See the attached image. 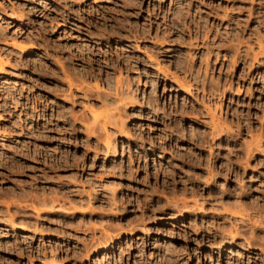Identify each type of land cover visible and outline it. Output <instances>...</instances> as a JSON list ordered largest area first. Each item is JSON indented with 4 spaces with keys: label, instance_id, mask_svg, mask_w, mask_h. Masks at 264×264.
Returning <instances> with one entry per match:
<instances>
[{
    "label": "rangeland",
    "instance_id": "obj_1",
    "mask_svg": "<svg viewBox=\"0 0 264 264\" xmlns=\"http://www.w3.org/2000/svg\"><path fill=\"white\" fill-rule=\"evenodd\" d=\"M0 264H264V0H0Z\"/></svg>",
    "mask_w": 264,
    "mask_h": 264
},
{
    "label": "bare ground",
    "instance_id": "obj_2",
    "mask_svg": "<svg viewBox=\"0 0 264 264\" xmlns=\"http://www.w3.org/2000/svg\"><path fill=\"white\" fill-rule=\"evenodd\" d=\"M239 56V55H238ZM119 81V80H118ZM121 82V81H120ZM119 85H121V84H119ZM108 144V143H107ZM109 145V144H108ZM258 227V226H257ZM255 228H256V226H255ZM258 229V228H257ZM260 230V229H259Z\"/></svg>",
    "mask_w": 264,
    "mask_h": 264
}]
</instances>
